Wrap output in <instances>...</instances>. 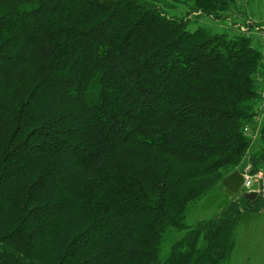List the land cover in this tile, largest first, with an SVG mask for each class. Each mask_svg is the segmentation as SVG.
<instances>
[{
  "label": "trees",
  "instance_id": "obj_1",
  "mask_svg": "<svg viewBox=\"0 0 264 264\" xmlns=\"http://www.w3.org/2000/svg\"><path fill=\"white\" fill-rule=\"evenodd\" d=\"M168 3L189 11L169 17ZM236 8L0 0V264L232 256L238 223L264 198L235 195L194 226L186 213L248 163L264 168V127L254 155L243 131L255 124L264 62L251 38L188 25L195 15L226 21ZM169 229L186 233L164 261Z\"/></svg>",
  "mask_w": 264,
  "mask_h": 264
},
{
  "label": "rangeland",
  "instance_id": "obj_2",
  "mask_svg": "<svg viewBox=\"0 0 264 264\" xmlns=\"http://www.w3.org/2000/svg\"><path fill=\"white\" fill-rule=\"evenodd\" d=\"M237 8L230 14L233 23H245L248 21L264 23V0H236ZM165 6V5H164ZM169 17L184 18L189 7L184 4H170L164 7ZM214 21L205 16H191L188 30L191 32L199 28H206L214 33L229 32L238 33L229 21ZM255 43V41H254ZM257 46L258 44L255 43ZM257 140H261V136ZM241 196V195H237ZM233 197L226 191V186L214 190L203 200L189 207L186 213V223L194 226L197 222L209 219L217 215L221 209L227 207ZM186 231L169 229L160 247V258L167 260L173 245L179 241ZM235 249L232 256L221 264H264V210L259 213L244 214L238 223L235 234ZM203 248V242H200Z\"/></svg>",
  "mask_w": 264,
  "mask_h": 264
},
{
  "label": "built area",
  "instance_id": "obj_3",
  "mask_svg": "<svg viewBox=\"0 0 264 264\" xmlns=\"http://www.w3.org/2000/svg\"><path fill=\"white\" fill-rule=\"evenodd\" d=\"M229 23L235 30L248 38L253 39L257 43L258 48L262 54L264 62V23L245 22ZM259 79V103L257 106V117L254 125H247L244 127V134L250 141L257 140L264 127V72L258 77ZM243 176V183L239 195L256 193L257 197L264 198V168L254 171L253 165L248 163L241 172Z\"/></svg>",
  "mask_w": 264,
  "mask_h": 264
},
{
  "label": "water",
  "instance_id": "obj_4",
  "mask_svg": "<svg viewBox=\"0 0 264 264\" xmlns=\"http://www.w3.org/2000/svg\"><path fill=\"white\" fill-rule=\"evenodd\" d=\"M223 182L226 185L227 193L230 196L234 197L235 195H238L240 192L243 183V176L241 172L237 170L231 175H229L227 178H225ZM243 197L253 202L257 199V194L256 193L243 194Z\"/></svg>",
  "mask_w": 264,
  "mask_h": 264
},
{
  "label": "crops",
  "instance_id": "obj_5",
  "mask_svg": "<svg viewBox=\"0 0 264 264\" xmlns=\"http://www.w3.org/2000/svg\"><path fill=\"white\" fill-rule=\"evenodd\" d=\"M262 148H263V142L261 140H253L251 141L250 154L254 155L258 153Z\"/></svg>",
  "mask_w": 264,
  "mask_h": 264
},
{
  "label": "bare ground",
  "instance_id": "obj_6",
  "mask_svg": "<svg viewBox=\"0 0 264 264\" xmlns=\"http://www.w3.org/2000/svg\"><path fill=\"white\" fill-rule=\"evenodd\" d=\"M260 73H261V72H260ZM259 75H260V74H259ZM259 75L256 76V77H257V83H258V86H259V79H258ZM243 131H244V129H243Z\"/></svg>",
  "mask_w": 264,
  "mask_h": 264
}]
</instances>
